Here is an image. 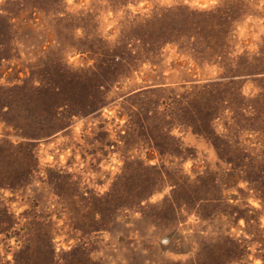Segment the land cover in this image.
<instances>
[{
	"label": "rangeland",
	"instance_id": "obj_1",
	"mask_svg": "<svg viewBox=\"0 0 264 264\" xmlns=\"http://www.w3.org/2000/svg\"><path fill=\"white\" fill-rule=\"evenodd\" d=\"M0 264H264V0H0Z\"/></svg>",
	"mask_w": 264,
	"mask_h": 264
}]
</instances>
